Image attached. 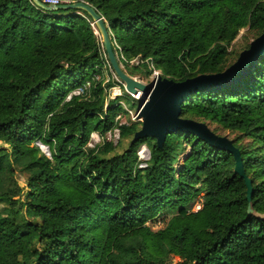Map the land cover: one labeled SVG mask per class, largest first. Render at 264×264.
I'll use <instances>...</instances> for the list:
<instances>
[{
    "label": "trees",
    "instance_id": "16d2710c",
    "mask_svg": "<svg viewBox=\"0 0 264 264\" xmlns=\"http://www.w3.org/2000/svg\"><path fill=\"white\" fill-rule=\"evenodd\" d=\"M69 1L102 14L117 56L149 58L176 81L223 71L239 29L264 31V0ZM92 23L82 10L0 0V264H168L172 256L183 264H264V218L248 212L251 204L264 214V55L181 104V117L247 140L226 136L251 182L249 201L233 154L179 129L162 147L144 137L109 155L116 145L105 134L118 128L119 139L132 137L138 122L119 124L124 110L101 82L66 100L104 64ZM92 132L102 139L89 147ZM14 167L27 174L23 186ZM198 196L200 208L190 210Z\"/></svg>",
    "mask_w": 264,
    "mask_h": 264
},
{
    "label": "water",
    "instance_id": "95a60500",
    "mask_svg": "<svg viewBox=\"0 0 264 264\" xmlns=\"http://www.w3.org/2000/svg\"><path fill=\"white\" fill-rule=\"evenodd\" d=\"M32 2L49 11L76 9L85 11L91 18L114 74L125 84V89L133 94L141 91L143 97L137 107V117L141 119L140 127L133 133L130 144L144 137H153L158 147H162L166 135L177 129L191 133L210 144L233 154L235 159L234 171L244 179L247 188V199L251 200L252 187L245 175L239 150L233 146L226 136L214 133L209 126L200 121L181 117V104L187 96L198 90L229 83L248 70L255 61L264 55V31L249 42V46L241 50L234 62L223 71L202 73L194 77L176 81L158 75L150 83H144L128 74L119 63L112 48L104 17L94 7L84 1L62 4H45L41 0ZM248 212L259 218L264 214L256 212L252 205Z\"/></svg>",
    "mask_w": 264,
    "mask_h": 264
},
{
    "label": "rangeland",
    "instance_id": "374dc122",
    "mask_svg": "<svg viewBox=\"0 0 264 264\" xmlns=\"http://www.w3.org/2000/svg\"><path fill=\"white\" fill-rule=\"evenodd\" d=\"M63 11L66 12L67 10H63ZM96 34H97V36H99L100 41H101L100 34L99 33H96ZM255 36H256V30L255 29H251L248 26L239 29L235 38L228 45L229 54L227 55L226 64L233 62L236 59L239 52L242 50V48L245 45L249 44V42ZM116 47L119 49L118 45H116ZM104 56H105V54L103 55V57ZM118 56L124 62H121L119 60ZM118 56H117V59H118L119 63L121 64L122 68L126 72H127V70H126L124 65H126L127 68H130L133 66L137 67V71L134 74H132L131 76L135 77L136 79H138L144 83L148 84L152 80H154L152 77L153 70H156L158 72V74L162 76V71L160 69H158L155 66L154 62L149 58L148 59H141L140 56H135V57H132L130 59H126V58H124V56L122 54H119ZM104 58H105L104 64L98 68L99 72L94 73L92 75V78L88 79L89 82H92L91 87L87 83H84V85L80 87L83 90H85V94H83V97H87L88 94H90V91L93 87V84H95L96 82H101V84L103 85V89L108 94V99L117 98L116 103L119 104L121 106V108L124 110V111H120L117 114V117L119 116L118 121L119 122L120 121L125 122L126 124H128L130 122H138V127H140L141 119H139L135 114L137 112V107H138V104H139L141 99L133 97L130 93H128L125 90L123 82L118 79V77L114 74L112 68L109 66L110 64H109L106 56ZM86 78H87V76H86ZM109 81L114 82L111 87H107V85H106ZM118 89H119V93H118ZM125 106L127 108L131 109V112H132L131 114L129 113V111H127L125 109ZM209 125L211 128H215L217 134H219V135L227 136L228 138H231V139L236 137V138H238L240 143H242V142L244 143L247 141L246 139H241L239 137L238 131L230 130L229 128L222 127V126L215 124V123H210ZM105 137L107 139H109L110 141H112L113 144L116 145L114 151L109 153V155H111L113 153H121L122 151H124L128 147V145L130 144V140L132 138L130 136L127 138L119 139L118 132L115 129L107 132L105 134ZM101 139L102 138L98 135L97 132H92L90 135V139L87 143V146L93 147L95 144H99ZM34 143L41 149V151L44 154H46L47 156L50 155L49 149L46 145L42 144L39 140H36ZM143 147L146 148L145 151H142ZM188 151H189V147L185 146L184 152L178 155L177 161L175 162L176 166H179L181 164L183 158L185 157V155L187 154ZM137 154H138V158L140 160V163L146 162L149 159V157H148L149 156V149L147 148V146L145 144H142L138 147ZM14 168L15 169H14L13 176L19 182V184L21 186H23L25 184L27 174L17 167H14ZM199 196L196 197L195 200L192 202L190 210L195 211V210H198L200 208L201 199L199 198ZM249 205H251V204H249ZM169 217L170 216L165 215L164 223L169 219ZM161 225H163V224L162 223L159 224V222H158L157 224L153 225V229L158 228ZM183 261H184V259H182L178 256H172V258L168 264H183Z\"/></svg>",
    "mask_w": 264,
    "mask_h": 264
},
{
    "label": "built area",
    "instance_id": "2783aa9c",
    "mask_svg": "<svg viewBox=\"0 0 264 264\" xmlns=\"http://www.w3.org/2000/svg\"><path fill=\"white\" fill-rule=\"evenodd\" d=\"M42 2L45 3V4L56 5V4L68 3V2H70V1H69V0H42ZM92 25H93V28H94L95 33H98L93 23H92ZM100 45H101V48H102L103 51H104L103 44L101 43V41H100ZM104 54H105V51H104ZM104 54H103V55H104ZM105 56H106V54H105ZM105 56H104V57H105ZM106 58H107V57H106ZM109 66H110V65H109ZM158 75H159L158 72H157L156 70H153V75H152L153 79H155ZM85 83H87L90 87H91V85H92V82H89V80L85 81ZM123 84H124V83H123ZM83 85H84V84H83ZM83 85H81V86H83ZM81 86L75 88L74 90H71V91L66 95V100H69L72 96H83V94H85V90H83L82 88H80ZM124 88H125V84H124ZM125 90H126V89H125ZM126 91H127V90H126ZM127 92H128V91H127ZM118 93H119V89H118ZM128 93H130V92H128ZM130 94H131L133 97H135V98H140V99H142V97H143V93H142L141 91H139V92L136 93V94H133V93H130ZM125 109H126L127 111H129L130 114L132 113V112H131V109L127 108L126 106H125ZM135 115L137 116V112H136ZM118 118H119V116L117 117V119H118ZM119 124H126V123L120 121ZM114 129H115V130L118 132V134H119V129H118V128H114ZM118 136H119V135H118ZM148 157H149V156H148ZM145 166H146V162H142V163L139 164V167H145Z\"/></svg>",
    "mask_w": 264,
    "mask_h": 264
},
{
    "label": "bare ground",
    "instance_id": "6f19581e",
    "mask_svg": "<svg viewBox=\"0 0 264 264\" xmlns=\"http://www.w3.org/2000/svg\"><path fill=\"white\" fill-rule=\"evenodd\" d=\"M145 149H146V148H145V147H143V148H142V151H145Z\"/></svg>",
    "mask_w": 264,
    "mask_h": 264
}]
</instances>
